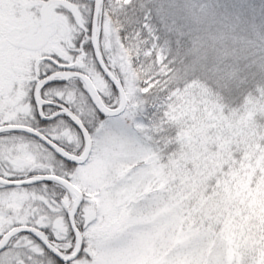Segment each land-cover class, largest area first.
<instances>
[{
	"label": "snow or ice",
	"instance_id": "1",
	"mask_svg": "<svg viewBox=\"0 0 264 264\" xmlns=\"http://www.w3.org/2000/svg\"><path fill=\"white\" fill-rule=\"evenodd\" d=\"M0 264H264V0H0Z\"/></svg>",
	"mask_w": 264,
	"mask_h": 264
},
{
	"label": "trees",
	"instance_id": "2",
	"mask_svg": "<svg viewBox=\"0 0 264 264\" xmlns=\"http://www.w3.org/2000/svg\"><path fill=\"white\" fill-rule=\"evenodd\" d=\"M243 67V65H241ZM260 77L257 76L255 80L249 76V81L246 85H242L239 89L233 86L232 91L230 94H225V102L229 103L230 106H238L243 99V95L246 94L248 91H252L255 87V84L260 81Z\"/></svg>",
	"mask_w": 264,
	"mask_h": 264
},
{
	"label": "rangeland",
	"instance_id": "3",
	"mask_svg": "<svg viewBox=\"0 0 264 264\" xmlns=\"http://www.w3.org/2000/svg\"><path fill=\"white\" fill-rule=\"evenodd\" d=\"M159 114L154 108H146V111L143 115L137 117V122L142 123L148 128H151L152 124L155 123L158 119ZM175 129H166L165 133L153 135L151 132L149 135H153V139H159L160 135H174Z\"/></svg>",
	"mask_w": 264,
	"mask_h": 264
}]
</instances>
